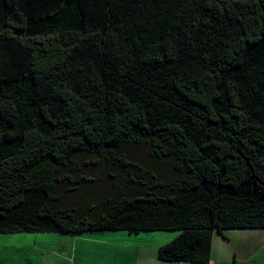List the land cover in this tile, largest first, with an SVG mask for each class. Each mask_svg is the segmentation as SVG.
I'll use <instances>...</instances> for the list:
<instances>
[{
  "label": "trees",
  "instance_id": "trees-1",
  "mask_svg": "<svg viewBox=\"0 0 264 264\" xmlns=\"http://www.w3.org/2000/svg\"><path fill=\"white\" fill-rule=\"evenodd\" d=\"M264 230V0H0V235Z\"/></svg>",
  "mask_w": 264,
  "mask_h": 264
},
{
  "label": "rangeland",
  "instance_id": "rangeland-1",
  "mask_svg": "<svg viewBox=\"0 0 264 264\" xmlns=\"http://www.w3.org/2000/svg\"><path fill=\"white\" fill-rule=\"evenodd\" d=\"M178 234L177 231H166L132 236H128L125 232H84L77 235L57 233L0 235V261L8 260L14 255L17 257L30 256L34 255L35 251H40L42 255H45L48 264H57V258L67 260L69 264L73 260L75 264H91L90 262H93L96 256L109 251L111 245L118 244L124 249L138 251L140 247H160L173 240ZM225 235L230 238L231 242L228 240L226 242L214 234L213 243L218 240L223 244L224 249L232 245L231 248L234 246L237 250L241 249L239 253H245L246 249L248 253L260 249L256 260L257 262L264 261V230H227ZM59 264H67V262Z\"/></svg>",
  "mask_w": 264,
  "mask_h": 264
},
{
  "label": "crops",
  "instance_id": "crops-1",
  "mask_svg": "<svg viewBox=\"0 0 264 264\" xmlns=\"http://www.w3.org/2000/svg\"><path fill=\"white\" fill-rule=\"evenodd\" d=\"M219 238V237H218ZM227 242V241H226ZM228 242H231L228 238ZM120 245L115 244L109 246V251L96 256L91 264H192V263H171L163 262L158 259V248L155 247H140L138 251H131L119 247ZM227 246V245H226ZM232 246V245H231ZM227 246V249L223 248V244L219 243L218 240L213 243L211 246L210 260L208 264H263L264 261L256 260V256L259 255L257 252L260 249L252 253H248L246 249L245 253H239L240 250H237L234 246ZM263 248V247H262ZM251 249V248H250ZM252 251V250H251ZM20 256V255H18ZM44 256V257H43ZM55 259V258H54ZM64 262L67 264L68 261L60 260L57 258V264ZM48 264L45 255H42L40 251H35L34 255L10 257L8 260H1L0 264ZM71 264H75V260Z\"/></svg>",
  "mask_w": 264,
  "mask_h": 264
}]
</instances>
